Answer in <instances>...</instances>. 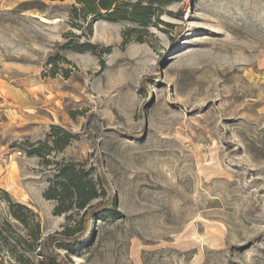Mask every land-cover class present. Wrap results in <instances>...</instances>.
Here are the masks:
<instances>
[{"label":"rangeland","instance_id":"1","mask_svg":"<svg viewBox=\"0 0 264 264\" xmlns=\"http://www.w3.org/2000/svg\"><path fill=\"white\" fill-rule=\"evenodd\" d=\"M73 4L0 0V264H55L59 233L82 236L53 245L65 264H264V0H158L147 27L92 32ZM52 127L76 139L43 165L23 150ZM68 163L99 198L55 216Z\"/></svg>","mask_w":264,"mask_h":264},{"label":"trees","instance_id":"2","mask_svg":"<svg viewBox=\"0 0 264 264\" xmlns=\"http://www.w3.org/2000/svg\"><path fill=\"white\" fill-rule=\"evenodd\" d=\"M157 1L158 0H149L148 2H144V0H74L72 13H74V16L76 15L75 17H80L85 22L88 18L92 19V22L88 23V30L90 32H92L93 22L100 19L109 22L128 21L137 26L147 27L152 23L156 15L154 3ZM137 30V28L127 29L124 32L123 43L128 44L132 41L131 35L136 33ZM136 41L141 40L138 39ZM63 48L93 52L95 46L90 43H82L72 47L70 43H67ZM47 138V142L39 141L36 144L30 142L26 143L29 148H24L23 151L28 156L41 158L43 165H48L50 164L49 156H51L53 152L63 151L76 139L74 134L61 127H52ZM99 177L100 184L103 185L105 180L102 174L99 173ZM49 183L50 185L44 193V197L47 200L56 202L54 208L55 216H62L74 209L85 210L91 202L99 198L98 181L91 177L88 172L79 166V164H60ZM5 195L10 199L9 194L5 192ZM9 201L11 202V200ZM10 210L16 220L28 226V218L25 216L26 214L24 211L32 213L31 209L22 204L11 202ZM104 211L99 209L96 210L95 207V209L90 212L83 236L87 235V233L94 228L92 221L95 217L99 216V219L103 218L102 213ZM34 216L37 217L36 214ZM40 226V222L36 221L35 227L37 231H40ZM91 232H93V230ZM81 238L82 236L73 239L63 233L49 237L48 245L50 247L53 262L55 264H65L63 256L52 248L55 243L59 242L65 244L72 241L79 242Z\"/></svg>","mask_w":264,"mask_h":264}]
</instances>
